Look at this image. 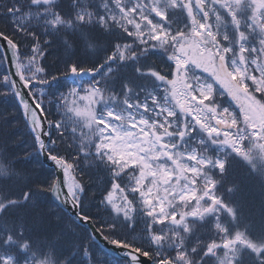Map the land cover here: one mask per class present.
<instances>
[{"label":"snow or ice","instance_id":"snow-or-ice-1","mask_svg":"<svg viewBox=\"0 0 264 264\" xmlns=\"http://www.w3.org/2000/svg\"><path fill=\"white\" fill-rule=\"evenodd\" d=\"M0 17V96L32 139L0 112V264H264V0H4ZM40 155L62 179L29 174Z\"/></svg>","mask_w":264,"mask_h":264},{"label":"trees","instance_id":"trees-1","mask_svg":"<svg viewBox=\"0 0 264 264\" xmlns=\"http://www.w3.org/2000/svg\"><path fill=\"white\" fill-rule=\"evenodd\" d=\"M0 3H4V0H0ZM3 19L4 18L0 17V30H2L4 27ZM9 33H11V31H9ZM29 47H30V45H29ZM56 59H57V53L51 52L47 56V63L54 64ZM0 67H3L6 69L5 65H2ZM0 75H2V73H0ZM3 91H4L3 87L0 86V92H3ZM16 104H17V102L13 96H11V95L6 96V97L0 96V112H3L5 114L13 117V119L9 120V124L14 125V127L10 128L9 131L11 132L12 136L15 139L24 140L27 142L26 144L21 145V149L28 148V146L31 145V143H32L31 135H30L28 128L25 126L22 110L17 111V109L15 107ZM51 112H52V114L48 115L46 117L47 120L59 119V117L55 115V108H53L51 110ZM54 135H55V133H54ZM18 154L23 155V152L20 151V152H18ZM33 169H34V171H33ZM28 171H29L30 175L39 176L41 179L48 178L49 182L52 178H54L53 169L50 167H47L42 162L41 155L39 156V160L37 163H33V164L28 166ZM240 171H241L240 169H237L238 175H239ZM102 176H103V174H96L93 176V179H95L97 182H99V180L102 178ZM84 179L87 182L89 180V177L85 176ZM93 191H94V189L90 188L89 194L91 195V193ZM247 192H248V194L245 197V199L248 201L249 208L254 211L256 208L259 207V203H260L259 186L256 185L254 182H250L247 185ZM99 199H100V197H99V195H97L95 200L92 201V204H93V207L91 209L92 212L97 211V209L94 207V205ZM65 214H66V219L64 222L67 224L69 222V218H73V217H71L66 211H65ZM96 226L99 227L98 224H96ZM86 229L87 228H85L84 226L75 228L77 236L79 237L81 235H84Z\"/></svg>","mask_w":264,"mask_h":264},{"label":"water","instance_id":"water-1","mask_svg":"<svg viewBox=\"0 0 264 264\" xmlns=\"http://www.w3.org/2000/svg\"><path fill=\"white\" fill-rule=\"evenodd\" d=\"M3 43H5V42H3L2 40H0V44H3ZM6 66H7V68H8V65H7V64H6ZM41 157H42V162H43L45 165H47V166L53 168L54 173H55V178H56L57 176H59V177L62 179V172H61V170L57 169L52 161H50V160H46V159L44 158L43 155H41ZM65 210L71 215V213L69 212V210H68L67 208H66ZM83 226H85L86 228H88L87 225H83ZM96 243H97V244H101V241H100L99 239H97V240H96ZM101 246H103V245H101Z\"/></svg>","mask_w":264,"mask_h":264},{"label":"bare ground","instance_id":"bare-ground-1","mask_svg":"<svg viewBox=\"0 0 264 264\" xmlns=\"http://www.w3.org/2000/svg\"><path fill=\"white\" fill-rule=\"evenodd\" d=\"M9 31H11V28H9Z\"/></svg>","mask_w":264,"mask_h":264}]
</instances>
